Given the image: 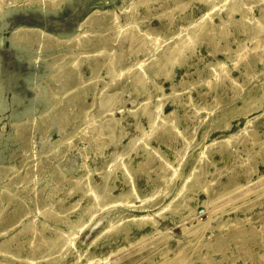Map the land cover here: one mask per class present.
Wrapping results in <instances>:
<instances>
[{
    "label": "rangeland",
    "instance_id": "1",
    "mask_svg": "<svg viewBox=\"0 0 264 264\" xmlns=\"http://www.w3.org/2000/svg\"><path fill=\"white\" fill-rule=\"evenodd\" d=\"M249 4L264 26V0ZM206 9L199 0H0V243L8 251L32 264H176L185 247L182 264H264V64L234 52L252 46L258 25L231 21L225 38L195 40L175 59ZM212 13L215 24L226 19L222 7ZM218 62L233 83L216 80ZM92 76L93 88L79 90ZM157 105L176 130L151 129L146 112ZM108 119L117 120L111 135ZM146 142L168 169L147 162ZM201 153L210 156L208 184L174 199ZM239 228L249 232L235 238ZM60 231L72 233V245L50 250L43 239ZM0 264L26 263L0 252Z\"/></svg>",
    "mask_w": 264,
    "mask_h": 264
},
{
    "label": "bare ground",
    "instance_id": "2",
    "mask_svg": "<svg viewBox=\"0 0 264 264\" xmlns=\"http://www.w3.org/2000/svg\"><path fill=\"white\" fill-rule=\"evenodd\" d=\"M201 2H203L206 6V11L201 15V17L199 18V21L192 27V30L190 31V33H188V35H186L185 37H183L180 42L177 44L176 48H175V54L177 57H174L175 59L179 58L180 55H182L183 51H185L186 49H191L190 46L192 44V42H194L195 40H199L201 38H206L209 41H213L215 38H217L218 36L225 38L227 36V29H226V25L229 22H234V23H239L242 25H246L248 22H252L253 24L258 25L261 24V20L260 18H253L252 14H251V6L249 4L250 0H199ZM219 6V7H218ZM224 8L225 11V15H226V19H220V22L218 24H215V22L212 21V16L214 13H212V10H215L216 8ZM264 11V5L261 6V12ZM239 15V18L236 19L235 18V14ZM264 16V15H263ZM264 31V26L258 25L256 26V35L253 37V44L251 47L249 48H245L242 47L241 43H237V48L234 49V52L237 53L238 55V60L242 59L247 53L252 52L251 54H254V56L256 57V60H259L261 62H263L264 64V36L262 37L261 33ZM126 33V32H125ZM227 51L230 50L229 47L226 48ZM72 62V65L75 66L74 63V58L70 59ZM111 60V59H110ZM60 62H63V59H59ZM245 69L246 71H248V65L245 64ZM215 75H216V80L218 81H222L223 79H229L232 83L234 81V79L231 77L230 73V69L228 67H226V65L222 62H218L216 64V69L214 70ZM77 76H79V72L76 70H74V78ZM94 76H92L91 78L88 79H82V82L84 80V82L80 85V89H85L84 91H86V89H90L93 88V81H94ZM78 79V78H77ZM141 77H137V81H140ZM48 95L50 94V92H46ZM111 100V96H107L106 98H104L101 101V106L104 107L107 104H109ZM148 105V100L144 101L143 106L144 108ZM258 106V105H257ZM257 106H255L254 108H257ZM160 110L161 107L160 105H157L155 111H147L146 114L149 118L150 121V127L153 130L154 128H163L165 130L168 131H174L176 130L177 127V120L170 118V116H162L160 114ZM154 114V115H153ZM153 116V117H152ZM152 117V118H151ZM117 120L114 119H108L107 123H106V127H105V131L108 132V134L111 135L112 132H115L114 127L116 124ZM228 126V125H226ZM107 129V130H106ZM116 134V133H115ZM249 135L252 136L253 141L256 140V133L254 131L249 132ZM118 136V140L122 137V132L119 131V133L117 134ZM134 143V140H131L129 142V146L132 145ZM144 148L147 152V162L153 161L156 158H159V166L166 170L168 169V167H170V164L168 162H166L162 155L159 154L157 152L156 149L154 148H149L148 147V143L146 142L144 144ZM117 159V157H116ZM181 160L182 157H177V162H178V166L177 167H171L170 169V176L169 178H171L172 180L175 179L179 174H180V164H181ZM210 156L209 153H201L199 155V157L196 159L195 163L192 165L191 169H190V175L192 176V182L188 183V178L190 175L188 176H182L181 177V184L178 188V191L174 197L178 198L181 195L184 194V192L191 187L194 186H202L203 188L206 187V185L208 184V181L205 179L206 173L208 172L207 170V166L210 164ZM118 165H120L122 167V169L125 171V175L129 174V166L126 162H120L118 163ZM251 181H248L247 184H249ZM169 188V186H168ZM168 188H166V193L168 192ZM242 188V185H239L235 188V190ZM134 190V187H131V189H129L125 195H127L128 198H131V194L132 191ZM252 192V188L250 187H246L244 188L240 195H238V197L240 198H244L245 196L249 195ZM165 193V194H166ZM152 196H154V193L152 194ZM162 198V196H160V199ZM92 199V205L91 207H88L87 210H89L90 212V217L92 216L94 211H91L92 208H97L99 202L97 201L98 198L93 195ZM160 199H154L153 200V205L158 204L160 202ZM118 199H115L112 201V203H117ZM130 202V201H129ZM101 205V204H100ZM99 205V206H100ZM222 209V207L220 208ZM161 211H158V213H160ZM142 218V217H141ZM113 222H111V226H112ZM208 225V223H201V229L200 231H196L199 233V235L197 236V241L195 244H197L198 242H200V237L202 236V232L204 230V228H206ZM73 226V225H71ZM249 230H245L242 228H239L237 230H235L232 235L235 238H242L246 233H248ZM72 233L70 231H60L59 233V237L56 240H51L48 241L46 239H43L47 245V247L50 248V250L54 249L56 251H60L63 249V247L67 246L70 247V245H72L73 243V239L71 238ZM216 238H218L220 236V233L215 235ZM206 243L205 246L206 247H211L212 243L210 241H205ZM6 245V241H3L2 243H0V252L4 255V256H11L13 259L19 258L23 263L26 264H32V261L30 260L29 257H25V258H20L18 255H16L15 253H11L10 251H8ZM185 247L180 248L178 254L174 257V263L176 264H182V262L184 260H186L190 253L186 252ZM168 249H164L162 250L161 254L162 255H166ZM204 259V258H203ZM206 261L205 263L207 264H215L214 261H212L211 258L205 257Z\"/></svg>",
    "mask_w": 264,
    "mask_h": 264
}]
</instances>
